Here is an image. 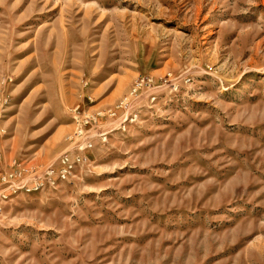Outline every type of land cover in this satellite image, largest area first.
<instances>
[{
    "label": "rangeland",
    "instance_id": "rangeland-1",
    "mask_svg": "<svg viewBox=\"0 0 264 264\" xmlns=\"http://www.w3.org/2000/svg\"><path fill=\"white\" fill-rule=\"evenodd\" d=\"M0 264H264V0H0Z\"/></svg>",
    "mask_w": 264,
    "mask_h": 264
},
{
    "label": "bare ground",
    "instance_id": "bare-ground-1",
    "mask_svg": "<svg viewBox=\"0 0 264 264\" xmlns=\"http://www.w3.org/2000/svg\"><path fill=\"white\" fill-rule=\"evenodd\" d=\"M110 79H113V75H112V76H110Z\"/></svg>",
    "mask_w": 264,
    "mask_h": 264
}]
</instances>
